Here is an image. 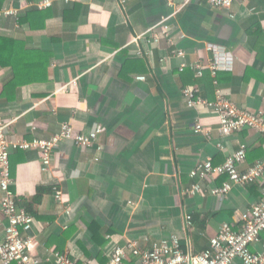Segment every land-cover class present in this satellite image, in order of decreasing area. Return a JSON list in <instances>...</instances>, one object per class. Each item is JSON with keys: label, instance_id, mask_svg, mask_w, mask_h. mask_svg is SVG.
Returning a JSON list of instances; mask_svg holds the SVG:
<instances>
[{"label": "crops", "instance_id": "0c3cea01", "mask_svg": "<svg viewBox=\"0 0 264 264\" xmlns=\"http://www.w3.org/2000/svg\"><path fill=\"white\" fill-rule=\"evenodd\" d=\"M43 1L0 0V9L18 10L0 18V36L17 41L0 46V112L7 135L50 138L66 122L86 134L97 126L103 132L100 151L63 142L47 170L38 150L11 151L14 189L37 220L33 253L46 257L62 250L101 264L117 244L136 240L150 248L174 235L183 250L199 252L222 223L240 224L261 197L260 183L236 185L220 198L211 189L226 175L200 179L191 171L207 158L222 164L242 143L248 146L245 169L264 159V135L253 129L223 135L212 110L188 108L183 87L196 85L202 97L214 100L217 86L209 69L203 77L190 68L180 72L182 59L171 51L182 48L186 61L208 63L213 54L207 44L224 46L234 64L218 72V86L240 107L264 115V0H235L230 10L207 0H176L178 9L169 0H51L41 8ZM164 19L173 44L163 33ZM12 63L21 70L16 77ZM141 75L146 79H137ZM198 121L201 133L195 131ZM195 183L201 191L192 194L187 190ZM56 189L63 191V202ZM1 196L0 190V243L8 224Z\"/></svg>", "mask_w": 264, "mask_h": 264}, {"label": "built area", "instance_id": "2783aa9c", "mask_svg": "<svg viewBox=\"0 0 264 264\" xmlns=\"http://www.w3.org/2000/svg\"><path fill=\"white\" fill-rule=\"evenodd\" d=\"M207 1L213 8L230 10L235 0ZM121 2L124 3L125 0ZM51 4V0H44L39 6L45 8ZM169 5L176 8V0H169ZM17 13L18 10L14 7H5L0 9V18L17 15ZM230 15L235 17V14ZM161 25L165 37L173 44L172 27L166 19ZM150 33L154 41L161 40L159 33L153 32L152 29L149 30ZM184 37L185 35H181V38ZM151 38L147 41L150 42ZM207 50L213 54L208 63L202 60L191 63L186 61V51L182 48L171 51V56L182 59L178 67L180 72L190 68L195 72L196 77H203L205 71L209 69L217 86L214 100L202 97L196 85L183 87L182 96L186 106L188 108L205 106L212 110L218 117L219 131L223 135L235 134L245 129H253L264 135L263 112L240 107L218 86V72L233 68V53L224 46L214 43L207 44ZM137 79L145 80L146 76L141 75ZM195 131L197 133L204 131L202 122L196 123ZM102 132L103 128L97 126L86 134L77 131L71 123L66 122L61 125L60 131L50 138L12 140L7 135L6 123L0 112L1 208L8 221L3 241L0 243V264H87L62 250H56L46 257L33 253L34 238L31 232L37 220L24 206L19 205L20 198L14 189L16 181L11 172L10 155L12 150L17 149L38 150L43 167L47 170L52 166L54 151L65 141H72L85 149L95 148L100 151L102 147L97 144V141ZM247 155L248 146L242 143L239 149L228 155L222 164L216 165L212 158H207L199 161L191 171L192 177L200 179L226 175L228 179L221 186L211 189V192L220 198L226 197L236 185L260 183L261 197L241 216L240 224L222 223L218 233L210 239L209 247L199 252L191 249L183 250L181 238L177 235L169 240L154 242L150 248L143 247L136 240H128L126 244L115 246L107 264H129L134 259L136 264H264V159L244 169ZM96 160H99V156ZM187 191L195 194L201 191V185L195 183ZM55 194L56 199L63 202V191L56 189ZM186 226L188 229L193 227L191 215L186 216Z\"/></svg>", "mask_w": 264, "mask_h": 264}, {"label": "trees", "instance_id": "16d2710c", "mask_svg": "<svg viewBox=\"0 0 264 264\" xmlns=\"http://www.w3.org/2000/svg\"><path fill=\"white\" fill-rule=\"evenodd\" d=\"M36 13H41V14H44V12H39V11H37ZM66 19H67V16H66ZM17 44V41H14V40H12V39H7V38H3V37H1L0 36V46H1V44H4V46H6L5 44ZM18 45H20V44H18ZM2 51L0 50V63L3 65H5V62L3 61V56H2ZM12 66H13V68H14V76L16 77V76H18L19 75V72L21 71V70H19L18 69V67L15 65V64H11ZM11 85H13V82L12 81H10V82H8V84H7V86L9 87V86H11ZM6 89H7V87H6ZM39 193H38V196L36 197V200L38 199H40V197H41V195H42V193L44 192V189H42V188H40L39 189V191H38ZM19 205L20 206H23L21 203H19ZM25 207V206H24ZM92 229H93V231L95 232V226L93 225L92 226ZM95 237V236H94ZM95 241H96V237H95ZM102 244L103 246L106 244V240H104V239H102V241L101 242H99V244ZM103 246H101V247H103ZM98 256H99V258H101L102 257V253L99 251V253H98ZM104 259H103V261L101 262V264H105L106 262H108L110 259L108 258V257H103ZM131 264V263H130Z\"/></svg>", "mask_w": 264, "mask_h": 264}]
</instances>
